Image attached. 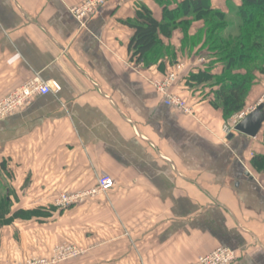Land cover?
Returning <instances> with one entry per match:
<instances>
[{"label": "crops", "instance_id": "obj_1", "mask_svg": "<svg viewBox=\"0 0 264 264\" xmlns=\"http://www.w3.org/2000/svg\"><path fill=\"white\" fill-rule=\"evenodd\" d=\"M82 1L0 0V100L35 79L52 87L0 121V172L11 171L9 180L0 176V182L13 192L12 210L40 208H28L33 193L25 183L39 180L41 173L53 176L55 166L62 165L63 186L51 181L42 194L77 185L81 190L88 187L84 176H108L114 182L108 193L117 196V218L128 232L124 235L122 221L112 222L111 235L100 236L101 247L64 264H193L218 248L237 252L232 264H264V174L250 164L254 155L264 156V123L255 138L223 131L212 95L205 90L200 96V89L187 85L189 74L207 63L196 49L184 47L180 30L159 38L174 52L173 65L183 64L171 91L193 114L162 104L153 82L170 66L165 61L160 71L131 61L128 43L134 31L125 24L139 4L161 22L164 7L156 0H107L80 23L69 9ZM210 4L231 18L236 15L227 6L237 8L241 0ZM221 71L216 65L212 73ZM255 88L254 99H247L250 112L264 103ZM52 215L15 221L0 234L16 233L18 223L33 231L53 228ZM4 241L0 237V249ZM32 241L39 255L46 250L41 258L50 254L46 240ZM7 258L0 251V264Z\"/></svg>", "mask_w": 264, "mask_h": 264}, {"label": "trees", "instance_id": "obj_2", "mask_svg": "<svg viewBox=\"0 0 264 264\" xmlns=\"http://www.w3.org/2000/svg\"><path fill=\"white\" fill-rule=\"evenodd\" d=\"M156 1L164 7L161 22L147 7L139 4L134 19L125 23L134 31L128 43L130 60L145 68L156 66L160 71L167 61L170 69L174 66L175 54L159 37L170 38L175 29L186 28L192 19L206 18L207 36L200 48L208 45L206 55L210 62L204 70L189 74L187 85L191 89L208 90L212 95L211 106L221 110L225 121L241 112L257 75L264 76V0H241L237 8L227 6L228 12L240 19L234 38L223 37L225 29H231L230 23L225 13L212 8L210 0ZM172 5L175 8L169 9ZM187 47L190 52L196 49L194 43ZM216 65L222 67L219 74L212 73ZM250 164L257 173L264 174L263 155H254ZM10 197H14L13 192L6 191L0 182V229L15 221L48 218L57 211L55 207L13 211Z\"/></svg>", "mask_w": 264, "mask_h": 264}, {"label": "rangeland", "instance_id": "obj_3", "mask_svg": "<svg viewBox=\"0 0 264 264\" xmlns=\"http://www.w3.org/2000/svg\"><path fill=\"white\" fill-rule=\"evenodd\" d=\"M226 20L230 23L229 26L231 29H225L224 33L222 34L223 37L224 38L236 37V35L238 34L237 27L240 24V19L237 16L235 17L233 16L231 18L227 17ZM206 26H207L206 18H199V19L194 18L190 21L189 25H187L186 28H184V26H180L179 28L175 29V30H180L181 33L184 35V38L183 40H181V43L184 45L185 48L188 49L187 46H189L190 43H194L195 48L198 51L197 56L202 57V59L204 60L203 61L204 66L206 63L208 64V62H210V58L208 57L209 55H206L208 45L203 47L202 49L200 48L204 42L205 37L207 36ZM190 28L191 29L193 28L195 30L194 35L192 34L193 37L191 34H189ZM261 77L264 78V76L257 75L256 80L248 93L247 99L251 101L254 99L255 97L254 94L256 92L255 87L258 88L257 90H259V95H262L264 97V79H261ZM157 81H164V78L160 77V79ZM176 81L177 79L174 80L171 88L174 86ZM155 82H153V88L156 91V88L154 87ZM16 91L17 90H15L14 92ZM201 92L202 93L200 96L205 95V90H202ZM247 99H246L245 107L241 112L237 113L236 115L232 116L226 121L224 120L223 131H225L226 133L234 132V127L236 126L235 121L239 119V116L243 115L244 117L250 113L251 108L247 109V102H248ZM3 100H0V102ZM184 101L187 103L186 100ZM37 167L44 168L45 166H37ZM55 168H57L56 169L57 172H55L53 176H47V175L45 176L44 175L45 173L43 172L44 174L41 173V176H39V180L36 179L30 182L27 180L28 183L27 182L25 183L27 184L25 187L28 189V191L33 193L31 196H28L27 198L29 200L27 201L28 208H33L37 206L45 209L55 207L57 211L53 213L51 220L55 219L57 221V224L55 223L51 224L50 226H54L53 228H49L47 226H41V227L39 226L38 228L36 227L35 231L37 234H35V231L32 230L31 226H26L27 225L26 224L24 225L26 227H24L20 223H18L21 229L18 228L17 229L18 231H16V233L14 234L12 233L11 236L10 233L8 234L4 233V235L3 233H1L0 237L1 239L6 240V243L5 241L3 242L5 243V248L0 249V251H1V255L5 256L6 254V257L8 256L7 259L9 261H7L6 264H32V262L38 261L40 259H47L48 261L51 262L54 249L59 250L60 248L63 247H67L70 249L72 257L62 261L58 260L50 264H64L65 262H69V263L74 262L76 261L75 259L78 260L80 256H83L87 252V249L94 250L95 248L97 247L99 248L102 246L101 245L102 242L100 241L102 239L100 236L104 234L103 236L105 238L106 234L111 235L110 229L112 222L118 223L117 220H119L122 221L123 223L122 218L120 219L117 218L118 214L116 213L117 211H115V206L119 204V200L117 199V196L112 195L111 192L109 193L102 192L93 195L90 194V191H92L96 187V183L92 187L90 185L94 183V181L97 182L98 178L101 177L103 174L98 176L96 175L84 176L83 181L85 182H83L82 184L87 185L88 186L87 188L78 190V185H77V186H73L75 188H72V190L70 191H60L61 190L60 189V190H56L59 192L55 193V195L47 194L44 196L42 194L43 191L44 190L45 192L49 191L50 189L48 188H50L54 180L59 181L60 184L59 185L58 183H56L55 187L63 186L64 183L63 181L65 180L64 178L66 177L65 174H63V171L61 170L62 165L55 166ZM50 169H52V167ZM48 170L49 169H47L46 171ZM9 174H11L10 168L9 170H7V172L5 171L4 173L0 172V176H7L8 180H9L8 176H10ZM39 188L40 190H38ZM61 195H67L71 199H69L67 203L62 204L60 203L61 201L59 202ZM30 200L32 202H30ZM20 206H22V204ZM70 208L71 210L67 211ZM62 213L63 215H61ZM47 223H49V221L44 222V224L48 225ZM9 226L13 228V225H9ZM123 226L124 223L122 224L121 228L124 229L125 232L124 235L127 236L128 235L127 228H123ZM9 232H11V230ZM19 233L22 236H20ZM33 238L34 240L35 239L37 240V238L38 239L43 238L44 240H46V244H48L47 246L49 248H52L50 254L47 255L46 257L41 258L40 257L42 256L41 254L45 255L46 250L39 255L38 249L36 248L35 245H33L34 242L32 241ZM66 238H68V240ZM82 238L87 239L86 244L81 243L80 239ZM104 247L106 246L104 245ZM44 248L47 249L46 246H44ZM41 250L43 251V249ZM10 257H12L13 259H15L16 257L20 259H18L19 260L18 262H15ZM74 264H78V262H75Z\"/></svg>", "mask_w": 264, "mask_h": 264}, {"label": "built area", "instance_id": "obj_4", "mask_svg": "<svg viewBox=\"0 0 264 264\" xmlns=\"http://www.w3.org/2000/svg\"><path fill=\"white\" fill-rule=\"evenodd\" d=\"M107 0H83L78 6L69 9V13L77 22H84L91 14L96 13ZM183 69V64L178 63L171 67L163 77L164 81L154 83L156 91L161 96L162 104L171 109H176L184 114L192 115V108L180 97L174 95L171 91V86L174 80L180 75ZM52 92L50 84L39 79L27 82L19 90L8 96L0 102V121L6 117L13 115L31 103V99L35 96H45ZM245 116H239L235 123H239ZM114 187L113 180L108 176H101L96 182V187L90 191V194H99L110 191ZM88 195V194H87ZM69 196L61 195L59 202L64 204L69 201ZM72 257L71 251L67 247L54 249L52 261L40 259L32 262V264H50L56 261L66 260ZM237 252L227 248H218L213 252L200 256L193 264H232L235 262ZM48 261V262H47Z\"/></svg>", "mask_w": 264, "mask_h": 264}, {"label": "water", "instance_id": "obj_5", "mask_svg": "<svg viewBox=\"0 0 264 264\" xmlns=\"http://www.w3.org/2000/svg\"><path fill=\"white\" fill-rule=\"evenodd\" d=\"M142 1V0H139ZM264 123V103L259 104L243 120L236 124L234 132L248 138H255ZM232 136H229V139Z\"/></svg>", "mask_w": 264, "mask_h": 264}]
</instances>
